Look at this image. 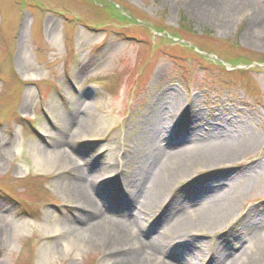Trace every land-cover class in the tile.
Returning a JSON list of instances; mask_svg holds the SVG:
<instances>
[{"label":"rangeland","instance_id":"rangeland-1","mask_svg":"<svg viewBox=\"0 0 264 264\" xmlns=\"http://www.w3.org/2000/svg\"><path fill=\"white\" fill-rule=\"evenodd\" d=\"M251 2L223 9L218 20L205 14L204 0H0V213L6 216L0 264H106L96 237L78 229L86 225L68 194L72 168L58 158L52 169L38 167L35 154L60 139L73 105H88L87 127L71 151L86 168L106 165L103 182L113 173L119 185L131 170L116 169V161L141 129L147 105L166 87L179 93L176 118L201 126L227 109L240 115L241 134L252 141L240 160L197 163L170 185L178 197L202 176L228 173L220 179L229 191L253 166L220 227L194 232L199 256L207 259L220 243L255 244L243 229L253 219L264 226V35L254 29L264 14ZM94 60L104 64L78 75ZM160 68L163 78L155 84ZM101 195L94 191L96 199ZM143 210L145 240L172 223L163 212ZM55 223L63 230L49 232ZM256 257L255 264H264V254Z\"/></svg>","mask_w":264,"mask_h":264},{"label":"bare ground","instance_id":"bare-ground-1","mask_svg":"<svg viewBox=\"0 0 264 264\" xmlns=\"http://www.w3.org/2000/svg\"><path fill=\"white\" fill-rule=\"evenodd\" d=\"M249 1L204 0L203 9L205 14L219 20L223 9L248 5ZM251 1L262 16L264 2ZM260 21L261 28L254 29L264 35V18ZM103 64L101 60L85 62L78 75L87 74V69L92 66L100 69ZM162 71L160 68L153 76V83L162 80ZM178 99L177 88L166 87L158 90L147 105L139 122L141 129L126 145L120 161H116V169L124 166L131 170V174L126 175V180H121L119 185L118 175L113 173L108 174L110 181L103 182L105 176H100L108 168L106 165L96 162L93 168H86L82 160L72 153L71 145L87 127L85 115L89 106L85 104L72 106L68 113L70 118L59 130L60 139L54 141L48 151L35 154L36 165L52 169L58 158L72 168L73 176L67 183L68 194L75 201V206L84 211L79 215V221L86 225L78 226V229L96 237L99 246L106 252V264H195L196 259L200 264H255L256 256L264 254V226L258 219L247 221L243 229L255 243L249 247L241 242L216 244L210 252L212 254L205 259L203 254L199 256L202 246L194 238V232L199 227H208L207 230L220 227L219 222L232 208L240 185L250 180L248 175L252 173L253 166H246L249 172L234 180L229 191L224 188V180L220 179L228 176L224 173L198 178V185H186L178 197L171 196L172 191L169 192L172 182L179 177L186 178L192 165L203 162L205 166H219L240 160L252 146V141L241 134V130L245 129L244 123L237 117L240 115L235 116L227 109L215 111L209 122L201 126L196 125V120L192 121L191 117L178 119L175 115ZM179 124L184 130L178 127ZM231 134L236 138L229 139ZM2 159L0 155V161ZM99 189L102 191L101 200L93 196L94 191ZM143 209L152 210L154 215L163 212L162 219H172L167 230L158 234L162 233L161 236L147 240L142 238L141 231L146 228ZM5 221L6 216L0 213L1 233L5 232ZM157 224L152 229L157 230ZM47 229L51 233L63 230L58 223Z\"/></svg>","mask_w":264,"mask_h":264}]
</instances>
